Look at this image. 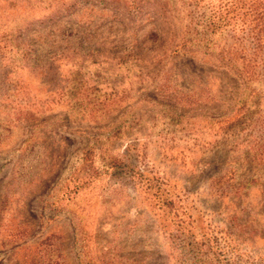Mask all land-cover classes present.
Segmentation results:
<instances>
[{
    "label": "rangeland",
    "instance_id": "1",
    "mask_svg": "<svg viewBox=\"0 0 264 264\" xmlns=\"http://www.w3.org/2000/svg\"><path fill=\"white\" fill-rule=\"evenodd\" d=\"M129 1L0 0V264H167L141 191L91 175L125 153L227 237L220 264H264V74L161 57L150 25L137 52ZM160 1L189 27L190 0Z\"/></svg>",
    "mask_w": 264,
    "mask_h": 264
},
{
    "label": "trees",
    "instance_id": "2",
    "mask_svg": "<svg viewBox=\"0 0 264 264\" xmlns=\"http://www.w3.org/2000/svg\"><path fill=\"white\" fill-rule=\"evenodd\" d=\"M124 5L121 24L128 22L126 25L131 29L127 31L133 36L130 44L137 52H143L145 46L137 38L138 28L150 25L152 36L158 38L156 48L161 57L173 53L182 57L202 54L245 84L264 74V0H190V25L180 30L174 19L176 17L183 22L179 8L186 6L185 3L176 6L175 12L160 0H130ZM221 37L230 39L228 49L219 47ZM237 106L242 110L244 103ZM84 152L86 163L93 149ZM123 158V162L116 159L107 170L96 169L91 175L94 178L104 173L113 176L120 169L119 175L141 191L148 206L160 214L156 215L159 220L157 226L170 244L167 264H220V253L230 248L227 237L204 224L198 227L193 211L181 198L171 195L163 181L133 167L130 163L133 157L129 153H125ZM92 177L84 180L82 187H87ZM223 183L233 186L234 181L229 179ZM95 264L103 263L97 261Z\"/></svg>",
    "mask_w": 264,
    "mask_h": 264
}]
</instances>
